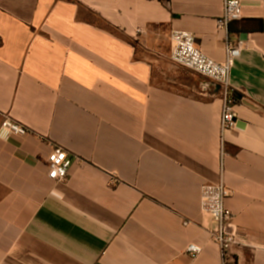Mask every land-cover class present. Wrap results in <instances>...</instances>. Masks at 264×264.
<instances>
[{
    "label": "crops",
    "instance_id": "obj_1",
    "mask_svg": "<svg viewBox=\"0 0 264 264\" xmlns=\"http://www.w3.org/2000/svg\"><path fill=\"white\" fill-rule=\"evenodd\" d=\"M241 4L222 29L224 0H0V124L31 129L0 137V264H223L200 204L221 181L233 260L264 264V0ZM175 30L219 63L242 42L223 157V89L172 61Z\"/></svg>",
    "mask_w": 264,
    "mask_h": 264
},
{
    "label": "built area",
    "instance_id": "obj_2",
    "mask_svg": "<svg viewBox=\"0 0 264 264\" xmlns=\"http://www.w3.org/2000/svg\"><path fill=\"white\" fill-rule=\"evenodd\" d=\"M243 9L241 0H224V15L218 21L219 27L228 28L232 21L241 19ZM196 37L189 31L175 30L171 34V58L172 61L188 67L205 77L219 83L223 89L224 106L221 118V156L225 155L223 135L225 132L236 128V103L235 90L231 84V70L236 58L241 55L242 42H228L227 56L224 63H219L204 54L196 44ZM31 129L18 124L9 114L4 116L0 124V137L24 136ZM48 159V177L55 182L64 181L73 165V158L60 145L52 144ZM78 159V158H77ZM79 160V159H78ZM231 190L221 181L216 184H204L202 187L200 204L203 212L209 214L216 226V231L211 234L217 243L223 264H236L232 258V247L237 244V237L228 230V226L234 222L232 211L225 206V199L230 197ZM188 225L189 223H186ZM187 254L195 258L201 252L199 245L192 244L186 250Z\"/></svg>",
    "mask_w": 264,
    "mask_h": 264
},
{
    "label": "water",
    "instance_id": "obj_3",
    "mask_svg": "<svg viewBox=\"0 0 264 264\" xmlns=\"http://www.w3.org/2000/svg\"><path fill=\"white\" fill-rule=\"evenodd\" d=\"M244 37V36H243Z\"/></svg>",
    "mask_w": 264,
    "mask_h": 264
}]
</instances>
